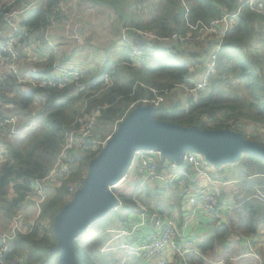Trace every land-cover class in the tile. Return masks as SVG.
Returning <instances> with one entry per match:
<instances>
[{
  "label": "trees",
  "instance_id": "1",
  "mask_svg": "<svg viewBox=\"0 0 264 264\" xmlns=\"http://www.w3.org/2000/svg\"><path fill=\"white\" fill-rule=\"evenodd\" d=\"M35 1V5H31V0H0V40L5 42L17 32L15 40L24 52L22 60L36 45L39 50L33 48L35 54H45L46 59L36 62L35 72L30 75V79L42 80L53 77L55 66H64L58 63V53L49 45L47 33L54 25L53 21L61 18L59 9L65 0ZM88 1L92 6L108 7L115 16L112 25L122 26L123 30H127L128 40H120L122 53L117 54L115 59L108 57L102 68L97 71L82 68V82L89 86L92 82L96 83L91 86L94 95L92 98L79 93L75 85L65 89H40L21 82L28 75H22L20 79L18 75L1 76L0 102L3 116L8 117L4 115L5 107H17L29 115L23 123L18 124L19 129H27L23 140L18 135L10 134V129H0V155L1 158L3 155L5 157L0 161V228L5 231L9 230L20 212L27 211L32 206L33 185L50 176L69 132L79 129L82 122L97 110L99 116L96 131L101 139L114 133L117 121L123 119L131 106L138 105L142 100H155V92L160 96L169 92L157 107L155 118L159 121L186 127L197 126L203 130H220L227 129L226 122L233 119L245 124L246 129L238 132L251 141H255L251 136L253 126L256 125L258 132L261 128L264 129V61L255 59L246 52V47L255 36L254 25L263 24L264 15L246 7L244 4L247 0ZM27 5H30L27 18L16 24L17 13ZM237 12L240 16L224 36L221 32L211 36L204 35L200 33V27L197 30L192 28L197 24L209 27L222 16ZM53 13L58 15L51 20ZM12 24L18 28L14 33ZM174 35L185 39V43L179 45L177 40H172ZM221 38L222 43L216 55V73L210 77L207 89L197 99L190 98L188 111L181 110L177 104L167 106L165 99L177 89H191L195 86L197 73L191 70L192 66H201L202 74L205 69L202 62L215 50ZM162 40H169L170 43ZM204 45H208L205 55H198L193 51L187 54V58H181L185 57V53L180 48L202 49ZM133 48L140 49L144 56L136 59L132 54ZM199 59L201 63H198ZM189 61L193 64L189 65ZM105 75H110L113 79L110 86L99 81ZM38 114L43 116L47 128L43 132L29 135L30 129L38 125ZM207 119L222 121L223 124L212 125L214 128H210L206 124ZM257 143L264 147V144ZM99 152L100 150L75 155L78 165L76 172L67 179L60 178V185L53 189L48 187L49 182L45 184L49 198L42 206L41 219L50 220L48 236L39 238L40 226L30 234L19 235L13 244L12 255L23 256L24 264H60L58 254L51 253V249L56 247L54 220L73 197L69 193V184L74 179L79 183L83 182L88 163ZM183 168L186 170L187 166L184 165ZM227 168H231V171ZM258 169L263 172H258ZM215 171L212 176H216L217 180L227 182L236 176L239 182L235 205L228 215L227 229L231 228L238 237L254 236L259 221L264 217V204L257 197L258 183H264V160L245 154L238 163ZM158 173V176L167 179L172 176L169 168L162 167ZM191 184L193 183L189 185ZM180 189L178 182L160 188L151 181L143 183L140 178L129 176L114 189L120 203L118 209L93 223L75 242L76 264H143L133 255L124 258L120 250L111 252L103 249L110 243L136 246L148 240L154 233V227L152 226L148 239H144L145 229H150L153 214L159 211L156 214L161 217L164 208L177 205L174 203L176 199H173L175 196L172 199L165 196L168 192L176 194ZM214 189L209 187L202 191H215ZM262 192L264 193V189ZM216 193L220 202L222 194ZM240 197H243L241 203L238 200ZM250 199L253 200L249 201ZM139 204L148 211L144 225L143 209ZM122 231L131 234L121 236ZM224 231L226 232V228L206 241L200 248L201 253L213 249L217 240L226 237ZM183 263L205 264L203 258L194 252L189 253Z\"/></svg>",
  "mask_w": 264,
  "mask_h": 264
},
{
  "label": "built area",
  "instance_id": "2",
  "mask_svg": "<svg viewBox=\"0 0 264 264\" xmlns=\"http://www.w3.org/2000/svg\"><path fill=\"white\" fill-rule=\"evenodd\" d=\"M244 5L250 10L264 15V3L262 0H247L246 4ZM184 6L188 11V7L185 4ZM55 14L56 13H53L51 20H53ZM239 16L240 14L238 12L229 13L222 16L220 19L213 21L209 27L197 24L192 28L193 30H197L198 27H200V33L205 35L211 36L212 34H218L221 32L224 36L225 33L231 28L234 20ZM17 29L18 28L14 26L13 31H16ZM126 34L127 30H123L122 40L124 39L126 42H128V40H126ZM16 35L17 32L13 37L0 44V88L2 84V75H18L19 79L21 78L18 73L17 65L23 59L24 52L16 44ZM222 39L223 38H221L215 50L211 52L210 56L205 57L204 60L206 62H202V65L205 67V69L202 72L201 80L196 83L195 86L191 87V89H186L187 92L197 95V98L201 96L207 89L209 86L210 77L216 73V55L219 52ZM172 40H177L179 45H183L185 43V39L179 38L176 35L172 37ZM162 41L165 43H170L169 40ZM132 54L136 59L144 56L143 52L140 49L137 50L136 48L132 49ZM81 70L82 69L78 65L55 66L52 78H43L42 80L30 79L28 81L23 79L21 82L28 83L32 87L40 89H50L56 87L65 89L71 85H75L79 93H82L85 97L92 98L94 95L93 91H91V86L96 85V83L92 82L89 86V84L82 82L84 75L81 74ZM99 81L110 86L113 79L110 77V75H105ZM168 94L169 92H165L163 96H160L155 92V100H142L138 103L142 105L150 104L157 108L161 105L165 96ZM1 106L2 105L0 102V129L4 131L10 129V134L17 135L19 133V129L16 118L4 117ZM134 107L135 105L131 106L130 110ZM98 116L99 110L95 111L89 119L84 120L82 122V126L79 129H74L69 132L65 144L58 155L55 165L56 168H63V171L70 175L78 170L75 155H79L80 153L90 154L102 149L103 145L110 138V136L106 139H101L98 137L96 131ZM120 121H122V119ZM120 121H117L116 126ZM222 124V121L212 122L213 126H221ZM226 125L228 126L227 129L234 132L244 131L246 129L244 123L237 122L236 120L227 121ZM0 137H2L1 134ZM161 163H163V165H161ZM184 165L187 166L186 170H183ZM162 167L169 168L172 171L170 181L178 182L182 189L187 188L190 183H194L199 177H208L209 173L207 170H215V168H213L200 153H187L184 158V164L181 166L168 161L163 162L161 160L160 153L157 151L140 150L134 153L133 160L128 168L126 176L115 188L124 183L129 176L140 178L143 183L153 181L159 177L158 171ZM50 178L51 176L43 181L41 180L34 183L32 206L29 207L27 211L20 212L17 215L9 230L0 233V264H24L25 261L23 256L12 255L13 244L19 235L30 234L37 226H40L38 230L39 238L44 239L48 236L50 220L46 218L41 219V211L42 206L48 201L49 198L45 184L49 182ZM74 185L75 186L69 188V193L71 195H74L79 187H81L82 183H79L78 181ZM139 205L141 206V204ZM141 208L143 209L142 220L144 224V220L146 219L148 211L143 206H141ZM196 209L208 216L215 217L221 211L228 210V206L226 203L222 204L219 202L218 195L215 191L204 190L196 198ZM152 226L154 227V233L145 242L139 243L136 246H130L123 243L113 245L110 243L106 246V248L103 249V251L115 252L120 250L123 252L122 256L124 258L126 256L133 255L144 263L151 262L155 264H168L165 256L166 253L169 252L176 259L185 261L189 253L196 251L197 245L194 241H181V233L175 220L169 219L165 221L156 213H154ZM130 234L131 233L127 231L121 232V236H129Z\"/></svg>",
  "mask_w": 264,
  "mask_h": 264
},
{
  "label": "water",
  "instance_id": "3",
  "mask_svg": "<svg viewBox=\"0 0 264 264\" xmlns=\"http://www.w3.org/2000/svg\"><path fill=\"white\" fill-rule=\"evenodd\" d=\"M153 105L138 104L115 127L99 154L88 163L81 187L58 213L53 224L60 264H76L75 242L93 223L120 206L114 193L124 179L136 151H157L163 162L184 164L187 153H200L218 170L250 154L264 160V147L229 129L203 130L156 117Z\"/></svg>",
  "mask_w": 264,
  "mask_h": 264
},
{
  "label": "crops",
  "instance_id": "4",
  "mask_svg": "<svg viewBox=\"0 0 264 264\" xmlns=\"http://www.w3.org/2000/svg\"><path fill=\"white\" fill-rule=\"evenodd\" d=\"M262 1L264 3V0ZM35 2V0H31L30 4L32 3L31 5H35ZM29 6L30 5H27L25 8H21L20 12L17 13V19H15L16 24L27 18L29 14ZM14 26L15 25L13 24L11 25L12 31ZM15 27H17V25ZM254 30L255 36L250 41L248 47H246V52L252 55L255 59L264 61V23H256L254 25ZM47 40L49 42L48 37ZM2 43L4 42H1L0 44ZM33 48L36 50V45H34ZM33 48H31L32 53ZM259 52L262 53L261 56H258ZM66 57L67 56L64 53L60 55L58 54V63L60 65H78V63L72 62L75 60L68 61ZM39 59L40 61L42 59H46V55L42 54L40 56H36V54H34V57H29L27 60H22L23 62L20 65L18 64L19 75H28L27 78L30 79V75L35 72L34 65L36 64V62H38ZM89 70L91 69L89 68ZM92 71H97V68H93ZM4 110L8 117L11 118L15 116L14 109L11 111L10 107H5ZM23 121L24 120H21L19 121V123H23ZM19 123H17V125ZM26 131L27 129H19V133L17 135L25 138ZM227 170L231 171V168H227ZM214 171L207 170V172L209 173L208 177L197 178V180L187 188H181L180 190H177L176 194L168 192V194H166V197L172 199L173 196H175L173 199H176L174 203L177 205L164 208V214L161 215V218L165 221L169 219L175 220L177 227L181 233V241H194L197 245L196 251L194 253L202 257L205 264H264V217L259 221L260 224L258 226L257 233L254 236L238 237L231 228L227 229L229 228L228 215L235 205L239 182L236 179V176H234L231 181L227 182H223L220 179L217 180L216 176H212V173ZM151 183L162 188L163 186L172 183V181L165 177L159 176L155 180L151 181ZM209 187L218 189L219 193L222 194L220 202L222 204L226 203V205L228 206V210L221 211L215 217L208 216L196 209V198L198 197V195H200V192L203 188ZM257 187L259 190L257 197L263 198H261V200L257 197L255 198L259 199L262 204H264V193L262 192V190L264 189V183H258ZM242 198L243 197L238 198L240 203ZM252 200L253 199H250L249 201ZM150 205H152V203ZM156 213L159 214V211ZM225 228L227 233L224 231L223 234L226 235V237L217 240L213 249L206 250L204 253H201L200 248L205 244V242L211 238L213 239L216 236L217 232ZM152 229V225H150L149 230L145 229L146 233L144 239H148ZM165 257L168 264H185L181 259H176L173 255H171L170 252L166 253ZM143 264H151V262H143Z\"/></svg>",
  "mask_w": 264,
  "mask_h": 264
},
{
  "label": "rangeland",
  "instance_id": "5",
  "mask_svg": "<svg viewBox=\"0 0 264 264\" xmlns=\"http://www.w3.org/2000/svg\"><path fill=\"white\" fill-rule=\"evenodd\" d=\"M59 12H61V18L59 20L56 19L53 21L54 25H52V28L48 31L47 37L49 39V45L59 55L64 53L67 56L66 59H68V61L75 60L72 62L78 63V66L81 69L90 68L92 70L93 68H102L104 64L107 63L108 57L115 59L117 54L122 53L123 48L120 47V45H122L120 40H122L123 27L112 25L115 16L113 12L108 9V7H106L105 5L92 6L88 0H65L64 3L61 5V11L59 9ZM57 15L58 13L55 14L54 18L57 17ZM5 33L7 34V32ZM12 33H14V31ZM1 42L3 41L0 40V43ZM207 46L204 45L202 47L203 50L200 48L193 49L192 47L180 48L179 50L185 53V57L182 56L181 58H187V54L193 51H196L198 55H205ZM36 49L39 50L38 47ZM261 52L258 53V56L262 55ZM34 54L35 51H33V53L32 51L29 52V55H27L25 59L27 60L29 57H34ZM197 61L198 63H201L200 59ZM22 62L23 61L21 60L18 64L20 65ZM190 64L193 63L189 61V65ZM201 68V66L200 68H195L193 66L191 68L192 71L197 73V77L194 83H198L202 78V74L200 73ZM186 89L187 88L177 89L176 92H173L170 96H168L165 99V101L167 102V106L177 104L181 110L188 111L190 98L194 97L195 99H197V95H195L194 93L187 92ZM10 108L11 111L14 109L15 116L13 117L16 118L18 123L21 120H26L29 116L27 112H23L17 107ZM4 114H6L5 110ZM5 116L8 115L6 114ZM38 116L39 117H36L38 120V125L36 128L30 129L29 135H32L34 133L36 134L38 132H43L47 128V124L46 121L43 119V116L39 114ZM213 121L214 120L212 119H207L206 124L210 126V128H214L212 127ZM252 129V135L250 134L252 138L256 142L264 144V129L261 128L258 132V128H256V125L253 126ZM245 133L249 134L247 131H245ZM19 139L23 140L25 138L19 137ZM1 156L2 155H0V161L5 159L4 155L2 158ZM63 170V168H54L53 172L50 175L51 178L49 180L48 187L53 189L54 187L60 185V178L67 179L69 175ZM258 172L261 173L263 171L262 169H258ZM86 173L87 171L85 172V175ZM76 182H78V180L74 179L73 183L69 184V188L75 186L74 184ZM214 190L216 192H219V190L216 188ZM2 231L5 230L0 228V232Z\"/></svg>",
  "mask_w": 264,
  "mask_h": 264
}]
</instances>
